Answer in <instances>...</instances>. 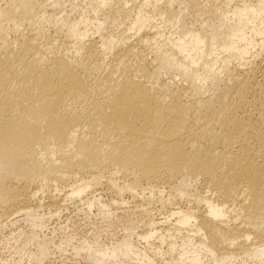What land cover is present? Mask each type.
I'll return each mask as SVG.
<instances>
[{"label": "bare ground", "instance_id": "obj_1", "mask_svg": "<svg viewBox=\"0 0 264 264\" xmlns=\"http://www.w3.org/2000/svg\"><path fill=\"white\" fill-rule=\"evenodd\" d=\"M127 193L139 221L110 244L41 232L45 208L115 220ZM19 221L26 264L51 243L73 264H264V0H0V230Z\"/></svg>", "mask_w": 264, "mask_h": 264}, {"label": "rangeland", "instance_id": "obj_2", "mask_svg": "<svg viewBox=\"0 0 264 264\" xmlns=\"http://www.w3.org/2000/svg\"><path fill=\"white\" fill-rule=\"evenodd\" d=\"M83 5V4H82ZM57 15L55 14H49L45 20H42L41 25L45 29H53L55 22V18ZM34 28L38 27V24L33 25ZM54 185V186H53ZM51 185L50 189L53 187V191L58 192L54 189H56V185L53 183ZM97 190L93 194L101 193L102 198L105 201H111L109 193H106L103 187L97 186L95 187ZM49 187H45V191L48 190ZM67 189V188H65ZM103 190V191H102ZM44 196H46V192L44 193ZM42 197L44 200L45 197ZM91 196V194L89 195ZM124 198L129 202L127 204H123V206L120 205V207H115L113 209V212L116 216L114 220V217L109 218V220L102 221L101 217L97 215L98 213L95 211V209L91 212L89 215H85L83 212H79V209L82 207V202H79L78 200H68L66 202V208L64 211L60 214L57 212L52 211L51 208H45L44 212L46 213V217H50L46 227L41 229V232L48 237L51 238V241L53 244H62L63 241H66L67 238L70 236H73L74 239H72L71 243L78 244L82 240H93L95 238L100 241V243L103 244H110V242H113V240L120 238L123 233L124 229L127 227H136L139 221V217L131 212V206L133 205L131 196L127 193L125 194ZM131 198V199H130ZM46 201V200H45ZM131 203V204H130ZM117 205V204H116ZM114 205V206H116ZM118 206V205H117ZM130 207L128 209V207ZM124 208V209H123ZM126 208V209H125ZM48 211H47V210ZM52 211V212H50ZM156 212L154 215L157 218H161L164 213L162 212ZM49 213V214H48ZM57 213V214H56ZM160 213V214H159ZM19 216V215H18ZM124 216V217H123ZM20 218V217H19ZM16 225L12 224L7 228H4V230H0V264H13L15 261L20 260V264H26L25 258L22 256L19 258V253L17 254L15 250H13L12 240L8 243L6 240V237L12 229L16 231L15 227L17 225H25L24 221H19L15 223ZM132 225V226H131ZM66 228V229H65ZM53 232V233H51ZM113 238H112V237ZM111 241H110V240ZM114 240V241H115ZM103 241V242H102ZM51 243V248L53 252L50 254L49 259L45 260L43 264H73V260L69 256V253L71 252V245L66 246L65 250H62L63 254L57 251V248L54 249V246ZM31 248H34L35 246H30ZM58 252V253H57ZM61 253V254H60ZM64 253L66 255H64ZM69 256V257H68Z\"/></svg>", "mask_w": 264, "mask_h": 264}]
</instances>
